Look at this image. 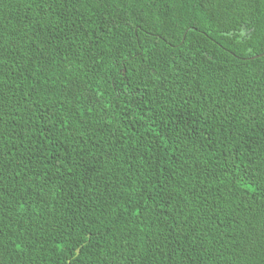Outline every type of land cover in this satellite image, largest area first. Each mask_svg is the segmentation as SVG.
Instances as JSON below:
<instances>
[{"label": "trees", "instance_id": "1", "mask_svg": "<svg viewBox=\"0 0 264 264\" xmlns=\"http://www.w3.org/2000/svg\"><path fill=\"white\" fill-rule=\"evenodd\" d=\"M0 264H264V0H0Z\"/></svg>", "mask_w": 264, "mask_h": 264}, {"label": "snow or ice", "instance_id": "2", "mask_svg": "<svg viewBox=\"0 0 264 264\" xmlns=\"http://www.w3.org/2000/svg\"><path fill=\"white\" fill-rule=\"evenodd\" d=\"M144 71H145L146 74H151L152 69L149 66L146 65L145 68H144ZM72 91H73V93L79 92L80 88L76 87L75 85H73L72 86Z\"/></svg>", "mask_w": 264, "mask_h": 264}, {"label": "water", "instance_id": "3", "mask_svg": "<svg viewBox=\"0 0 264 264\" xmlns=\"http://www.w3.org/2000/svg\"><path fill=\"white\" fill-rule=\"evenodd\" d=\"M255 58V57H254ZM253 59V58H252ZM78 252V251H77Z\"/></svg>", "mask_w": 264, "mask_h": 264}]
</instances>
